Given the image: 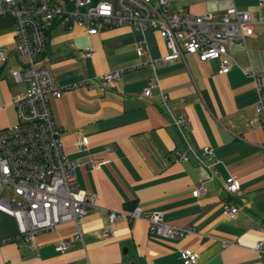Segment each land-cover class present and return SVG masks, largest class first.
Instances as JSON below:
<instances>
[{
    "label": "crops",
    "instance_id": "obj_1",
    "mask_svg": "<svg viewBox=\"0 0 264 264\" xmlns=\"http://www.w3.org/2000/svg\"><path fill=\"white\" fill-rule=\"evenodd\" d=\"M233 6L251 13L255 33L235 46L233 66L225 74L219 73V59L187 54L164 61L169 50L155 29L127 23L90 35L80 26L52 27L39 66L50 68L62 87L83 79L91 83L65 89L51 107L63 128V150L77 165L79 186L97 194V206L80 219L83 240L72 241L66 251L57 245L75 234L76 224H62L27 242L16 219L0 212V264H184L180 250L187 248L198 254L197 264H264V251L255 248L264 241V134L255 109L260 92L249 74H261L264 88V4L171 0L172 11L215 18ZM143 40L148 51L139 55ZM90 46L95 54L82 55ZM0 47L17 51L10 16H0ZM11 57L0 64V128L17 122L15 104L28 87L3 73ZM151 59L157 61L152 65ZM120 69L130 70L106 90L101 76ZM152 79L158 85L146 96ZM177 118L185 120L178 124ZM81 134L89 139L85 150L76 146ZM206 146L213 149V160L200 161L191 152L179 160L184 150L201 153ZM92 160L103 163L95 168ZM231 175L239 179L238 192L225 189ZM202 182L206 192L196 196ZM224 202L240 208L236 218H226ZM137 207L142 217H123L104 236L110 210ZM156 211L166 223L196 232L178 238L151 232L148 218Z\"/></svg>",
    "mask_w": 264,
    "mask_h": 264
},
{
    "label": "built area",
    "instance_id": "obj_2",
    "mask_svg": "<svg viewBox=\"0 0 264 264\" xmlns=\"http://www.w3.org/2000/svg\"><path fill=\"white\" fill-rule=\"evenodd\" d=\"M260 2L264 4V0ZM0 16L14 19L17 42V51L0 47V64L7 62L11 55L19 58L20 52L26 60H19L21 67L14 68L11 74L15 82L28 83L25 94L15 104L17 122L0 128V212L16 219L20 237L27 242H36L41 232L54 230L62 224H76L75 234L59 241V251L69 249L74 240H83L80 219L97 206V194L79 186L77 165L63 150V128L57 124L51 107L52 98H60L65 89L91 83L89 79H83L62 87L50 68L39 66L47 50L52 27L59 24L71 29L80 26L86 28L90 35L127 23L140 30L155 29L169 50L161 59L177 60L187 54L197 55L201 61L219 59L220 74L230 72L235 46L255 33V23L247 10L233 6L224 15L215 18L212 13L197 15L172 11L171 0H116L115 3L106 0H0ZM147 51V42L143 40L138 44L137 52L143 55ZM94 54L92 46L82 52L84 56ZM156 61L151 59L150 64ZM128 70L120 69L102 75L106 90L121 80ZM249 74L260 92L255 109L264 134L263 78L255 71ZM157 85V79L150 80L144 88V95H152ZM163 99L166 101L167 96ZM184 120L177 118L175 122L179 124ZM88 145V137L79 135L76 140L78 149L85 150ZM189 152L203 162L205 159L213 160L215 154L209 146L204 147L201 153L190 148L179 155V160L186 161ZM102 163L92 160L95 168ZM217 163L213 162L211 166ZM225 189L238 192L239 179L229 176ZM205 192L206 184L202 182L194 194L201 196ZM239 211L238 206L224 202L226 218H236ZM123 217L133 221L142 217V210L138 207L131 211L110 210L109 227L104 236L109 237L115 223ZM148 223L151 232L168 238L196 232L192 227L166 223L160 211L153 212ZM255 248L264 251V241L256 242ZM180 255L184 264L198 262V254L193 249H181Z\"/></svg>",
    "mask_w": 264,
    "mask_h": 264
},
{
    "label": "rangeland",
    "instance_id": "obj_3",
    "mask_svg": "<svg viewBox=\"0 0 264 264\" xmlns=\"http://www.w3.org/2000/svg\"><path fill=\"white\" fill-rule=\"evenodd\" d=\"M63 25V24H62ZM19 60H21V61H25L26 60V57L24 56V55H22L20 52H19V58H16L15 56L14 57H11V59L9 60V62L6 64V66H5V68L3 69V73L5 74V75H7V77H8V80L10 81V82H12V80H11V73H12V70L14 69V68H20L21 67V64L19 63ZM15 82V81H14ZM20 84H23L24 85V83H20ZM17 86V88H19V85H16ZM14 88H15V86H14Z\"/></svg>",
    "mask_w": 264,
    "mask_h": 264
}]
</instances>
